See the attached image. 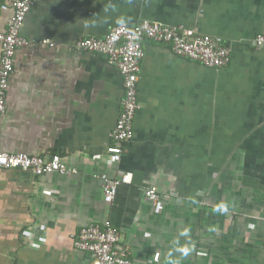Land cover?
Here are the masks:
<instances>
[{
	"label": "crops",
	"instance_id": "crops-1",
	"mask_svg": "<svg viewBox=\"0 0 264 264\" xmlns=\"http://www.w3.org/2000/svg\"><path fill=\"white\" fill-rule=\"evenodd\" d=\"M11 0H0V31ZM215 37L209 67L144 41L139 107L118 161L108 147L124 88L115 64L76 46L119 18ZM264 0H33L0 122V149L59 153L67 173L0 168V264H89L81 227L110 220L132 264H264ZM132 173L103 199L102 175ZM147 187L160 193L156 203ZM187 233L184 235L183 233Z\"/></svg>",
	"mask_w": 264,
	"mask_h": 264
},
{
	"label": "built area",
	"instance_id": "built-area-1",
	"mask_svg": "<svg viewBox=\"0 0 264 264\" xmlns=\"http://www.w3.org/2000/svg\"><path fill=\"white\" fill-rule=\"evenodd\" d=\"M32 1L11 0L13 11L8 27L5 31H0V122L5 111L9 77L14 70V53L17 47L28 42L21 33V27ZM145 40L167 42L176 54L200 61L209 67H223L231 57L230 47L221 37L205 35L182 25H169L149 20L135 24L117 23L102 36H86L78 39L75 42L77 47L105 55L116 65L122 77L124 95L120 113L110 132L114 144L108 147V153L115 161L120 159L122 144L132 136L133 119L139 107L137 80L141 59L145 54ZM252 43L254 46H264V32L255 35ZM12 167L29 170L34 175L68 171L59 153L45 157L0 149V168ZM131 179L130 172L113 178L102 175L104 201L111 202L117 187L123 183H130ZM144 195L152 203H156L160 198L159 191L154 187H147ZM119 238V229L110 220H104L102 223L81 227L74 244L77 249L90 255L89 264H132L127 253L118 248Z\"/></svg>",
	"mask_w": 264,
	"mask_h": 264
},
{
	"label": "clouds",
	"instance_id": "clouds-1",
	"mask_svg": "<svg viewBox=\"0 0 264 264\" xmlns=\"http://www.w3.org/2000/svg\"><path fill=\"white\" fill-rule=\"evenodd\" d=\"M127 21L125 20V18H123V17H121V18H119L118 20H117V23H119V24H121V25H123V24H125ZM184 235H187V233L185 232V233H183Z\"/></svg>",
	"mask_w": 264,
	"mask_h": 264
}]
</instances>
